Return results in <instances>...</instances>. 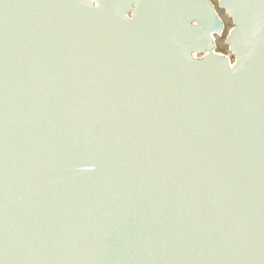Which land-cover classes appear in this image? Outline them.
I'll return each instance as SVG.
<instances>
[{
	"label": "water",
	"instance_id": "water-1",
	"mask_svg": "<svg viewBox=\"0 0 264 264\" xmlns=\"http://www.w3.org/2000/svg\"><path fill=\"white\" fill-rule=\"evenodd\" d=\"M0 0V264H264V0Z\"/></svg>",
	"mask_w": 264,
	"mask_h": 264
},
{
	"label": "rangeland",
	"instance_id": "rangeland-1",
	"mask_svg": "<svg viewBox=\"0 0 264 264\" xmlns=\"http://www.w3.org/2000/svg\"><path fill=\"white\" fill-rule=\"evenodd\" d=\"M217 4H218V0H213V5L216 8L217 14L221 18V20H222V22L224 24V32H223L224 34L222 36H219V37L217 36L215 38V44H216V47L218 49H224V47H225V39H226V37L228 35V32L231 30L232 21H230L228 19V17L225 15L224 12H220V11L217 10ZM217 52L220 53V54H223L224 56L230 57L229 51L227 49L223 53H221L219 50Z\"/></svg>",
	"mask_w": 264,
	"mask_h": 264
},
{
	"label": "trees",
	"instance_id": "trees-1",
	"mask_svg": "<svg viewBox=\"0 0 264 264\" xmlns=\"http://www.w3.org/2000/svg\"><path fill=\"white\" fill-rule=\"evenodd\" d=\"M212 4H213V0H209ZM217 10H218V8H217ZM218 11H220V10H218ZM220 12H223V11H220ZM218 48L216 47V50H217ZM226 49H227V47L225 46L224 47V49H218L221 53H223L224 51H226ZM217 50V51H218Z\"/></svg>",
	"mask_w": 264,
	"mask_h": 264
}]
</instances>
